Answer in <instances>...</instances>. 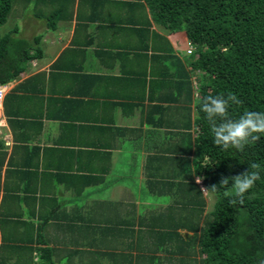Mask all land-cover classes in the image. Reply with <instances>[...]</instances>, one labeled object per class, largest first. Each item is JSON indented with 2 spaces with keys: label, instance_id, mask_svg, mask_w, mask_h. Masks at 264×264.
Returning <instances> with one entry per match:
<instances>
[{
  "label": "crops",
  "instance_id": "obj_1",
  "mask_svg": "<svg viewBox=\"0 0 264 264\" xmlns=\"http://www.w3.org/2000/svg\"><path fill=\"white\" fill-rule=\"evenodd\" d=\"M12 8L19 36L41 50L7 82L0 264H198L194 227L216 198L196 183L202 71L185 34L158 24L145 0ZM143 230L159 232L150 254L129 247Z\"/></svg>",
  "mask_w": 264,
  "mask_h": 264
},
{
  "label": "trees",
  "instance_id": "obj_2",
  "mask_svg": "<svg viewBox=\"0 0 264 264\" xmlns=\"http://www.w3.org/2000/svg\"><path fill=\"white\" fill-rule=\"evenodd\" d=\"M154 20L172 32H182L194 46L189 64L202 71L197 100L205 95L233 92L242 101L231 109L264 112V0H145ZM13 0H0V25L9 17ZM19 29L0 32V84L17 78L40 54L39 39L29 41ZM196 100V172L207 188L221 176L242 173L250 162L264 165V137L239 152L216 146ZM231 166V167H230ZM264 176V173H262ZM224 190L194 242L206 253L201 264H257L264 258V179L232 206ZM198 226V225H196Z\"/></svg>",
  "mask_w": 264,
  "mask_h": 264
},
{
  "label": "clouds",
  "instance_id": "obj_3",
  "mask_svg": "<svg viewBox=\"0 0 264 264\" xmlns=\"http://www.w3.org/2000/svg\"><path fill=\"white\" fill-rule=\"evenodd\" d=\"M197 104L207 120L214 144L225 151L235 148L243 152L246 147L256 144L264 137V112L246 110L238 118H233L231 109L234 105L242 104L233 92L205 95L197 100ZM262 173L264 165L250 162L242 173L222 175L218 185L203 188L202 191L224 190V196L230 197V205H243L246 194L255 187L257 181L264 179ZM203 179L204 177H197L196 183L200 184ZM257 264H264V258H258Z\"/></svg>",
  "mask_w": 264,
  "mask_h": 264
},
{
  "label": "rangeland",
  "instance_id": "obj_4",
  "mask_svg": "<svg viewBox=\"0 0 264 264\" xmlns=\"http://www.w3.org/2000/svg\"><path fill=\"white\" fill-rule=\"evenodd\" d=\"M15 5V4H14ZM13 8L11 9V12H10V14H9V17H8V20L3 24V25H0V32L2 33V34H5V33H7V32H9L10 30H12L16 25H18L19 26V28H20V31H22L23 30V28H22V25H23V23H22V21L21 20H19V19H14L13 18ZM50 20H51V22H52V18H50ZM54 21V20H53ZM27 22V21H26ZM50 23V22H49ZM35 29H39V28H35ZM166 29H168V28H166ZM26 31H28V30H32V29H29L28 27L25 29ZM18 36H19V34H18ZM21 37V36H20ZM30 41H33V39L32 40H30ZM188 44V48H186L185 49V53H189L190 52V50H193L194 49V46H192V47H190V44L189 43H187ZM42 50H43V48H42ZM195 85V84H194ZM195 90H196V92H195V94H196V96H197V94H198V92H199V86H195ZM196 100H197V97H196ZM195 157L197 158V154L195 155ZM200 177H202V176H200ZM201 185L203 184L204 185V183H203V181L200 183ZM209 191L207 190L206 191V193H208ZM209 194H211V193H209ZM211 196H212V194H211ZM213 198L215 199L216 198V196L214 195V193H213ZM171 222H169V224H170ZM171 225V224H170ZM172 229H174V228H171V229H169V230H172ZM85 230V232H86V228L84 229ZM103 228H99L98 229V232H99V236H97V243L99 244L100 242H104L105 241V239H102V238H104V237H102V234L104 233L103 231ZM96 232V231H95ZM158 233L159 232H156V231H152V232H146L145 230H143L142 231V234H141V237L138 239L137 237H135V236H133L132 237V241H134L133 243H131L130 245H129V247H130V249L132 250V249H136V250H139V251H141V250H143V246L144 245H147V250L146 251H149V253L148 254H150V253H152L153 251V249L156 247V244H154V243H157V241L155 240V239H157L158 237ZM148 239V240H144V239ZM149 241H150V243H149ZM59 246V245H58ZM101 248H103V247H108V245H107V243H101ZM145 251V250H144ZM144 251H142V252H144ZM204 257H206V253H198L197 254V256H196V258H197V261H198V264L200 263H202V261H203V259H204ZM183 261H184V263L183 264H185V262H187V260H186V258H184V259H182ZM93 263L95 264L96 263V261L94 260L93 261ZM190 263H192V261L190 260ZM85 264V263H84Z\"/></svg>",
  "mask_w": 264,
  "mask_h": 264
},
{
  "label": "built area",
  "instance_id": "obj_5",
  "mask_svg": "<svg viewBox=\"0 0 264 264\" xmlns=\"http://www.w3.org/2000/svg\"><path fill=\"white\" fill-rule=\"evenodd\" d=\"M190 44V47H192L193 45L191 44V42H188ZM192 50H190V52L188 54H191ZM11 89V86L9 83H5V84H0V137H2V128L4 126H6V117L4 114V101H5V97L8 93V91ZM198 96V94H197Z\"/></svg>",
  "mask_w": 264,
  "mask_h": 264
}]
</instances>
